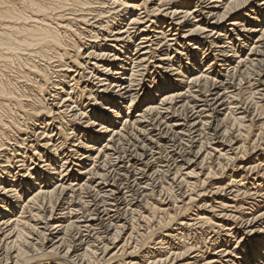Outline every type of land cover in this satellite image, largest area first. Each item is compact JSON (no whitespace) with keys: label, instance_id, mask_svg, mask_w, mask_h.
Returning a JSON list of instances; mask_svg holds the SVG:
<instances>
[{"label":"bare ground","instance_id":"6f19581e","mask_svg":"<svg viewBox=\"0 0 264 264\" xmlns=\"http://www.w3.org/2000/svg\"><path fill=\"white\" fill-rule=\"evenodd\" d=\"M256 1L0 0V264H89V254L95 253L96 245H102L104 255L109 244L105 242L104 235L113 230L115 242L122 233L126 234L130 224L127 213L133 214L132 208L137 207L147 195L150 179L144 174L148 175L152 170V177L163 168L170 171L168 166H153L155 156H159L162 148L169 149L170 161L176 168L171 176L178 185L185 178L191 181L198 176L193 171H181L200 158L201 166L205 160L215 157L213 153L218 155L217 160L227 159L235 165L240 161L229 153L240 151L242 146L230 147L224 153V149L218 150L219 143H215L218 138L215 137L223 127L221 138L230 134L226 127L228 120L241 127L250 116L247 106L233 103L238 96L235 86L248 84L250 96L255 98L259 95L262 98L260 102L264 100V81L257 79L252 82L243 76L249 68L264 72V25L248 29L242 24L245 20L254 21L253 24L263 23L264 0L257 1L258 4ZM249 9V16L228 24L231 30L220 25L227 16L248 12ZM210 20L213 21L210 23ZM185 28L188 29L183 31ZM238 31L239 34L257 35L249 48V56L245 58L239 56L242 45L235 48L236 42H246V36L236 34L234 39L231 37L232 32ZM136 38L134 46L132 43ZM185 45L192 48L190 56L187 55L192 67L199 66L196 52L202 47L205 58L208 55L213 57L208 65L202 66L203 71L184 70L181 63L176 67L168 51L172 48H184L186 51ZM153 61L159 68L171 72L173 77H181L182 81L164 78L153 84L150 93L144 97L143 109L130 117L128 111L141 98L136 92L143 90L144 78ZM220 63H225L226 75H222V69H216ZM180 82L185 84L183 88H180ZM160 92L164 93L160 95ZM158 95L160 103L156 105L153 100ZM97 102L101 108L106 106L107 111L103 108L105 114L92 109L91 103ZM123 109L128 111L120 118ZM224 111L229 117L217 120ZM81 120H86L85 127L82 123L77 124ZM118 121L121 122L119 126ZM95 127L99 129L92 130ZM33 136L35 140L30 141ZM101 136L103 144L96 148ZM58 140L61 145L71 142L69 147L73 149L67 153L72 157L81 153L80 167L90 157L87 155L96 151L92 168L78 169L77 174L85 177L75 176L65 158L60 171L54 173L59 180L50 185L54 175L49 173L56 169L52 157H48L44 150L54 151ZM32 147L33 154L46 169L43 174L34 169L25 177L22 171L30 168L27 169L24 152ZM44 157L47 160H41ZM257 167L244 169V166H238V170L255 173L259 170ZM263 171L261 175H254L250 184L256 189L264 190ZM131 173L134 178L141 176V182L134 179L131 180L134 184L129 183ZM214 176L211 169L208 170L201 184L210 183ZM234 176L230 175L229 182L223 186L224 182L214 183L210 185L213 186L211 191L198 192L194 198L189 196L186 202L184 195L179 196L177 202L187 204L189 210L173 221V217L170 219L177 228L166 231L160 239V244L167 245L168 250L161 251L158 247V255L149 258L153 259L149 264L236 263L228 250V239H224L220 249L210 257L199 255L198 250L183 240L186 231L194 227L225 231L224 236L235 239V244H244L247 238L250 244L246 248L241 246L244 248L243 260L237 263L257 264L260 261L259 264H264V211H253L260 208L258 202L237 204L242 186L247 188L243 181L250 178L242 174L236 181ZM26 193L29 194L27 201L18 205ZM207 194L211 195L212 204L217 205L220 211L211 215L213 220L205 216L203 208H206V203L196 207ZM190 204L191 208H197L196 212L193 211L195 214L192 210L190 212ZM46 206L50 208L49 215L41 220ZM227 208H231L230 213ZM209 209L210 213L216 210L214 206ZM166 210L160 209L161 213L168 214ZM244 210L248 212L244 214ZM240 211H243L241 216L236 217ZM230 218L235 223L236 220L241 221L239 229L233 226L230 229L231 225L228 229L226 225L218 224L222 219ZM241 228L248 231L245 233ZM132 230L134 232L135 229ZM131 232L126 239L132 238ZM31 235L36 237L32 238L33 244L26 240ZM175 238H179L178 247L170 244ZM49 243L50 246L46 247ZM29 245L33 249L39 246L38 255L29 256ZM124 245L120 249L123 260H115L118 255L113 254L103 262L147 264V261H142L144 257H137L136 245L133 244L135 248L130 247L128 252Z\"/></svg>","mask_w":264,"mask_h":264},{"label":"rangeland","instance_id":"374dc122","mask_svg":"<svg viewBox=\"0 0 264 264\" xmlns=\"http://www.w3.org/2000/svg\"><path fill=\"white\" fill-rule=\"evenodd\" d=\"M191 1V0H190ZM258 3H259V0H257ZM257 1L255 2L256 4ZM193 3L196 2V0H192ZM193 6V5H192ZM190 6V8L192 7ZM251 9L247 11H244V12H238L236 14H231L229 16H227L226 19H224L223 21L220 22V25L228 30H231L230 27L228 26V24L235 20V19H239V18H243L245 17L246 15L249 14V11ZM245 14V15H244ZM249 16V15H248ZM251 16V15H250ZM213 20H210L209 22L211 23ZM254 21H251V20H245L242 24L244 25L243 28H251V27H256L257 25H264V21L262 24L260 23H257V24H253ZM254 25V26H253ZM138 27V26H137ZM136 27V28H137ZM140 28V27H138ZM142 28V27H141ZM188 28H185L183 31L187 30ZM241 31V29H240ZM171 33V32H170ZM231 34V37H233L232 39H234V35L236 34H239V31L238 32H232ZM239 35H245L246 36V42L245 43H241V42H236V48L237 47H241L242 45V50L241 52L239 53V56H242V58H245V57H248L249 55V48L251 47L253 41L255 40V37L257 36L255 33L251 34V35H248L246 33H240ZM244 36V37H245ZM243 39V38H242ZM224 39H222L223 41ZM137 42V38L133 41V45L135 46ZM108 44H110L108 42ZM186 44V43H185ZM134 46H132V49L134 48ZM186 46V51H184V48H179V49H176V48H172V50H169L168 53H170V55H172V60L175 61L176 63V67H178V64H182V68L184 70H193L195 69V71H192V72H195V73H198L200 71H203V67L205 65H208L209 62H211L212 58L210 55H208V57L206 56L205 58V54L203 55V53L205 52L202 48L200 50H197L196 52V56H197V60L196 62L197 63H200L198 68L196 67H192V64L190 63L187 57L190 56V52L192 51L191 47H188L187 45ZM175 49V50H174ZM188 49V50H187ZM176 50H178V53L175 52ZM182 50V51H181ZM187 52V53H186ZM241 54V55H240ZM195 64V63H194ZM204 64V65H203ZM184 65V66H183ZM225 65L224 64H221L220 63V66L216 67V69L220 68V70L222 69L223 71L221 72L222 75H226L227 72L225 73V69H226V66H223ZM203 66V67H202ZM187 67V68H186ZM128 68H131V65L128 66ZM148 75L145 76L144 78V86H142V91L141 92H136L138 94H140L141 98H139L138 101H136L134 103V106H132L130 108V110H126V109H123L122 110V115H120V118L124 117L128 112H130V117L131 116H134L136 114L137 111L143 109V106L146 102L143 103V101H145L144 97L147 96L148 93H150L152 87H154V85L161 79H164V78H170V79H176L179 81H182L181 77H173V74L171 72H167V70H165L163 67L159 68V66L157 64L154 63V61L150 64V67H148ZM157 69V70H156ZM255 69V68H254ZM252 68H249L248 70H246V72L244 73L243 76H245V78H248L250 79V81H255V80H260L262 79V81H264V72H259V70L257 71L254 70ZM250 70V71H249ZM154 72V73H153ZM191 72L188 73V75H190ZM250 73V74H249ZM260 75V76H259ZM157 78V79H156ZM160 78V79H159ZM257 80V81H258ZM154 84V85H153ZM181 87L180 88H183L184 87V83H181ZM153 85V86H152ZM183 85V86H182ZM21 86V85H20ZM247 86V87H246ZM19 88V86H18ZM20 89V88H19ZM235 89L236 92L235 94H238L237 98L235 101H233V103H241L242 105L244 106H247L250 110V116L249 118H247L246 122L243 123L244 126H239L238 124H234L232 123V121L228 120L227 124H226V127H227V130L230 131V134L221 138V131L224 130V127H223V130H221L218 135L215 137V138H218L217 141L215 143H219V149L218 150H222L224 149V153H227L226 151H228V149H230V147L232 149L234 148H237L239 146H242L241 150L238 151V152H234V153H229L230 156H236L239 158L240 161H238L235 165V163L233 162H230V161H227V159H223V158H220L217 160V154L216 153H213V155L215 154V157H211V159H207L205 160V162L202 164L203 166H201V158L198 159L197 161H193L189 166H185L184 167V170L181 171L182 173H188V172H194L195 174H198V178H191V181H190V178H185L184 181L181 182L180 185H178V181L176 183V181L173 182L172 180V176H171V173L173 174V172H175V166L171 163L170 161V154H169V149H163L162 150L160 149V153H159V156H155L156 160L153 162L155 166L156 164H159L161 167H165V166H168V172H166L167 168H163L162 170H160V172L156 173V174H153L152 177L151 176V171L150 173H148V175L144 174L148 179H150L148 181L149 183V187H148V190H147V195L145 198L142 199V201L139 203V205L135 208H132L133 209V214L132 212H128L127 215H126V218L128 219V229L125 230L127 233H122L121 236L118 237L117 240H115V242L113 241V235L112 233L114 232L113 230L108 234V235H104V239H107L105 240V242L108 244V252H106L104 255L102 253V245H96L97 247L93 249V251H95L94 255L92 254H89V260H88V263L89 264H105V262L103 261H107L110 259V257L113 255V254H117L118 257L115 259V260H119V259H122L123 257H121V247H125V250H127V252L129 251V248L133 247L134 245H136L137 248H135V246L133 248H135L136 250V254L137 257L141 259V257H144V258H153L155 257V255H158V252H159V248L161 251H163V249H167V245H164L162 246L160 244V239L162 238V235H164L166 233V231L168 230H172L173 228H177V226L175 225V222H172L174 220V218L176 217H179V214L180 216H183L185 215V213H187V211L189 210V206L186 204V205H183V203H179L177 202V200L179 199V196H183V198H185V201H188V197L189 196H192L194 198V195L198 194V192H203V190H206V191H211L210 189L213 187V186H210L214 183H223V185H225V183H228L229 181L227 179H229L228 177L230 175H235L234 178L236 179V181H239L241 178L240 176L242 174L246 175L245 177L250 178L249 180H246V181H243L245 187L247 185V188L244 189V186L243 189L240 191L239 193V197L237 198V204H242V203H251V204H255V202H258L260 203V208H257V209H254L253 211L257 212V213H261L264 211V190L260 189V188H255V186H251L250 184L253 183L252 182V179L255 177L254 175L258 174L261 175L262 174V171L264 169V100L262 102L261 101V96L259 95H256L255 98L254 97H251L250 96V91L247 90L248 89V84L247 85H240L239 86H235ZM240 89V90H239ZM113 91V90H112ZM109 92H111V90H109ZM146 93V94H145ZM164 93V92H162ZM160 92V95L162 94ZM263 94V92H260ZM158 95L156 97V99L154 98L153 102L158 105L160 103V100L159 99V96ZM136 96V95H135ZM49 104H51L52 102L49 101L48 102ZM256 103V104H254ZM99 104V106L97 105ZM92 105V109L95 110V111H99L101 110V112H103V108L104 110L106 109L107 111V108L106 106H102L103 108H101V105L99 102L97 103H91ZM225 108V107H224ZM223 108V109H224ZM222 109V108H221ZM87 112L90 111V108L89 109H86ZM104 113V112H103ZM89 114V113H88ZM105 114V113H104ZM228 112L224 111V112H221L218 117H217V120H224L225 118H228ZM86 122V120H81L80 122H78L77 124H81L83 127H85L84 123ZM118 123H121L120 121L117 122V125L119 126ZM232 123V124H231ZM231 125V126H230ZM33 127V128H32ZM31 128L34 129V131L36 130V128L34 126H32ZM231 128V129H230ZM239 128V129H238ZM99 128L98 127H95L93 128L92 130L96 131L98 130ZM230 129V130H229ZM41 131V130H40ZM36 133L37 130L35 131ZM87 132H89L87 130ZM123 133V132H122ZM96 134V133H95ZM38 135V134H37ZM41 135V134H39ZM38 135V136H39ZM97 135V134H96ZM103 136L100 137V143H98V145H96V148L101 146L103 144V141H104V138ZM35 138L34 136L30 138V141H34ZM230 142H229V141ZM221 141V142H220ZM137 142V141H135ZM140 142V141H138ZM233 142V143H232ZM56 143H59L56 145ZM55 143L56 147H55V150H57L56 152H58L57 154H55V150L51 151L50 150H44L46 152V155H48V157H52L51 160L54 161L53 163V166L55 167L56 170H52L50 171L49 174H52V176L54 175V180L53 182L50 184L52 185L53 183H55L56 181H58V176H56L54 173L55 171L56 172H59L60 169H61V164L63 163L62 162V159H65L67 158L68 161H69V166L73 172V174H75V176L79 175L77 174L79 170H81L82 168L84 167H88L89 169L92 168V159L93 157L95 156L96 154V151L92 152V153H89L87 156H90L87 160H85L84 162V165L83 166H78V162L79 160H81V153L80 155H76L75 157H72V155H69V153H67L68 150L70 149H73V148H70L69 146H71V142H67L66 144H60L61 141L58 140L57 142ZM205 143V142H204ZM236 143V145L234 144ZM34 146H35V143H33ZM222 146H221V145ZM224 145V146H223ZM62 146V147H61ZM125 146V145H124ZM214 146V145H213ZM121 147V146H120ZM57 148V149H56ZM60 148V149H58ZM127 148V146H126ZM227 149V150H226ZM29 150V151H27ZM25 149V156H26V164H27V169L30 168V170L28 169L24 171H22V175H25V177H27L34 169V171H38V173H41L43 174V171L46 169L45 167H43V162H40V160H38L37 156H35L33 153H34V147H32L31 149ZM31 150V151H30ZM165 151V152H164ZM44 152V153H45ZM54 152V153H53ZM241 152V153H240ZM28 153V154H27ZM34 155V156H33ZM64 155V156H63ZM67 155V156H66ZM204 155V154H203ZM202 155V157H203ZM31 156V157H30ZM33 156V157H32ZM57 156V157H56ZM54 158V159H53ZM60 158V159H59ZM76 158V159H75ZM154 158V159H155ZM258 158L260 159L258 161ZM59 159V160H58ZM263 159V160H262ZM41 160L45 161L47 160L46 157L42 158ZM57 160V161H56ZM73 161V162H72ZM159 161V162H158ZM180 159L178 160V163L180 164ZM162 162V163H161ZM209 162V163H208ZM57 163V164H56ZM165 163V164H164ZM182 163V162H181ZM163 164V165H162ZM218 164V165H217ZM88 165V166H87ZM139 165V164H138ZM229 165V166H228ZM30 166V167H29ZM68 166V164H67ZM220 166V167H219ZM224 166V167H223ZM238 166H244V169H246L248 166H258L257 169L259 168V170H256L255 173L252 172V173H248V170H245L244 172L242 170H238ZM80 167V168H79ZM127 167V165H126ZM223 168V169H222ZM65 169V168H64ZM79 169V170H78ZM215 174L214 176V180H211L210 183L208 184H201V180H203L205 178V174L208 172V170H210ZM225 169V170H224ZM232 170L234 171V173H231ZM132 171V170H131ZM215 171V172H214ZM14 172V171H12ZM76 172V173H75ZM243 172L241 175L240 173ZM264 172V171H263ZM27 174V175H26ZM124 174V173H123ZM162 174V175H161ZM203 174V175H202ZM114 175V174H113ZM201 175V176H200ZM240 175V176H238ZM17 176V175H15ZM81 176V178L85 177L84 175H79ZM116 176V175H115ZM129 176H131V178L129 179V183H133V181L131 180H134V179H141L142 177L137 175L135 178L133 177L134 174L131 173V175L129 174ZM227 176V177H226ZM57 177V178H56ZM140 177V178H139ZM118 177H115V179H117ZM121 178V177H119ZM85 179V178H84ZM196 179V180H195ZM72 180V179H71ZM70 180V181H71ZM189 180V181H188ZM198 180V182H197ZM188 181V182H187ZM205 181V179L203 180ZM248 181V182H247ZM139 182H141V180H139ZM128 183V184H129ZM198 183V184H197ZM161 184V185H160ZM177 184V185H176ZM197 184V185H196ZM189 185V187H188ZM194 185L196 187H194ZM199 185V186H198ZM202 185V186H201ZM207 185V186H206ZM164 188H163V187ZM162 187V188H161ZM179 187V188H178ZM160 189V190H159ZM167 189V190H166ZM169 189V190H168ZM178 189V190H177ZM194 189V190H193ZM199 189V190H198ZM249 189V190H248ZM163 192H160L162 191ZM248 190V191H247ZM169 191V192H168ZM186 191V192H185ZM253 193H252V192ZM165 192V193H164ZM194 194H193V193ZM251 192V193H250ZM31 193V191L29 192V194ZM170 193V194H169ZM228 193V191H227ZM28 193L25 194L24 196V199H21V202L18 204V205H22V202H26L27 201V198L29 197V194L27 195ZM175 194V195H174ZM248 196H247V195ZM250 194V195H249ZM188 195V196H187ZM208 196H206L205 198H201V201H205V202H195L197 203L196 204V207H200L202 206L204 203H206V208H203L204 213H206L205 216L207 217H211V215H213L214 213L215 214H219L220 211H218V208H217V205L215 206V204H212L211 202V198H209L211 195L207 194ZM254 196V197H253ZM260 196V197H258ZM229 198L231 196H228ZM254 199V200H252ZM11 200V199H10ZM180 200V199H179ZM145 203H144V202ZM252 201V202H251ZM23 202V203H24ZM254 202V203H253ZM194 203V204H195ZM180 205V206H179ZM205 205V204H204ZM263 205V206H262ZM176 206V207H175ZM179 206V207H178ZM184 206V207H183ZM186 206V207H185ZM215 207L216 210H213L211 213L209 212L210 211V207ZM157 207V208H156ZM178 207V208H177ZM246 207V208H245ZM137 208V209H136ZM139 208V209H138ZM159 208V209H158ZM169 208V209H168ZM180 208V209H179ZM185 208V209H183ZM243 208L245 209H248V207L246 205H243ZM47 209V210H46ZM46 209L44 210V213L41 214V217H44V218H41L42 219H45L48 217L49 215V207L46 206ZM135 209V210H134ZM160 209H167V213L169 211L168 214L166 213H161ZM174 209L176 211H174ZM187 209V210H186ZM228 210V213H230L229 211H231V208H227ZM172 210V211H171ZM192 210V214L197 211V208L195 207H192L191 208V204H190V212ZM195 210V212H193ZM258 210V211H257ZM48 213H47V212ZM160 211V212H159ZM186 211V212H185ZM244 214L248 212V210H244ZM175 212V213H174ZM183 212V213H182ZM241 212L243 211H240V212H237L236 213V217L238 216H241ZM139 213V214H138ZM160 213V214H159ZM171 213V214H170ZM203 212H201L202 214ZM240 213V214H239ZM57 214V212H56ZM154 214V215H153ZM164 214V216H163ZM174 214V216H173ZM177 214V215H176ZM183 214V215H182ZM243 214V215H244ZM45 215V216H44ZM167 215V216H166ZM172 215V216H171ZM246 216V215H244ZM55 218H57V216H54ZM173 217V219H171ZM212 220H213V217H211ZM168 219L170 221H168ZM149 220V221H148ZM215 220V219H214ZM45 221V220H43ZM153 221V222H152ZM160 221L161 224H160ZM221 221V220H220ZM238 220H236V223H235V220L233 219H222V222L221 223H218V224H224L226 225L225 228H228V226H230V229L233 227H240V220L237 222ZM244 221V220H242ZM150 222V223H149ZM159 222V223H158ZM164 222H166V225H164ZM169 222V223H168ZM173 224H172V223ZM212 222H216V221H212ZM133 223V224H132ZM171 223V224H170ZM228 223V224H227ZM148 225V226H147ZM162 225V226H161ZM169 225V226H167ZM238 225V226H237ZM244 225V224H243ZM134 228H133V227ZM153 226V227H152ZM132 227V228H131ZM136 227V228H135ZM141 227V228H140ZM145 227V228H144ZM164 227V228H163ZM167 227H170L167 228ZM243 227V226H242ZM264 227V226H263ZM152 228V229H151ZM197 227H194L193 229H190L189 231L187 230L186 231V235L184 237V241L190 245V247H193L194 250H198L199 252V255L201 254H204V257H210V255H212L213 253H215V251L217 252L220 248L219 246L221 245V242L224 240V239H228V241H230L227 245V247L229 248L228 250L232 253L233 256H231L232 260H234V262H236L235 264H238L241 260H243V255H244V248H246L247 246H249L250 242L246 241V239H244V244H240L239 242L235 244V239H231V238H228V237H225L224 235H226L225 231H223V233L221 231H216L217 229L214 230H210V229H205V227L203 228H198V229H195ZM132 229H135L134 232ZM164 229V230H163ZM247 228H241V230H244V232L246 233L248 231L245 230ZM198 232H197V231ZM255 230V229H254ZM132 231V232H131ZM207 231V232H206ZM234 231V229H233ZM264 231V230H263ZM130 232L132 233L130 235V237H132L131 239H126V237L128 236V234H130ZM148 232V233H147ZM195 232V233H194ZM134 233V234H133ZM140 236H138L137 234ZM162 233V234H161ZM179 233V232H177ZM206 233V234H205ZM209 233V234H208ZM142 234V236H141ZM144 235V236H143ZM112 236V237H111ZM219 236V237H218ZM264 236V235H263ZM262 236V237H263ZM60 237V236H59ZM146 237V238H145ZM209 237V238H208ZM218 237V238H216ZM36 238V237H33L32 235L27 238V242L33 244V240ZM111 238V239H110ZM120 238V239H119ZM128 238V237H127ZM112 240L114 243H112V241H109V240ZM215 239V240H214ZM217 239V240H216ZM131 240V242H130ZM133 240V242H132ZM162 240V239H161ZM212 240V241H210ZM214 240V241H213ZM234 240V241H233ZM253 239L249 240V241H252ZM55 241V240H54ZM125 241V242H124ZM141 241V242H140ZM178 241V242H176ZM216 241V242H215ZM174 242V244H173ZM67 243V241H66ZM159 243V245H158ZM176 243V244H175ZM179 238H175L174 240L170 241V244L174 247H178V244H179ZM214 243V244H213ZM219 245H218V244ZM51 243L47 244L46 247H49ZM96 244V243H95ZM94 244V245H95ZM134 244V245H133ZM212 244V245H211ZM68 245V243H67ZM128 245V246H127ZM194 245V246H193ZM197 245V246H196ZM201 245V246H200ZM205 245V246H204ZM30 246V245H29ZM143 246V247H142ZM150 246V247H149ZM244 247L243 249H241L242 247ZM38 247L39 246H36V248L33 249V246H30L29 247V256H36L38 255L39 253V250H38ZM66 247V245H65ZM159 247V248H158ZM139 248V249H138ZM196 248V249H195ZM219 248V249H218ZM37 251H36V250ZM155 249V250H154ZM99 250V251H98ZM141 252H140V251ZM157 250V251H156ZM214 250V251H213ZM145 251V252H144ZM150 251V252H149ZM139 252V253H138ZM108 253V254H107ZM234 253V254H233ZM143 254V256H142ZM150 254V255H149ZM92 255V256H91ZM98 255V256H97ZM116 255V256H117ZM120 255V256H119ZM95 256V257H93ZM92 257V258H91ZM102 257V258H100ZM94 258V259H93ZM96 258V259H95ZM142 258L143 260L142 261H147L146 263L149 264L150 262L153 261V259H144ZM263 258V257H262ZM100 259V260H98ZM241 259V260H240ZM94 260V261H93ZM96 260V261H95ZM123 260V259H122ZM90 261V262H89ZM258 261V260H257ZM128 262V260L126 261ZM238 262V263H237ZM260 262V261H259ZM259 262L257 264H259ZM117 264V262H115ZM106 264H109L108 262Z\"/></svg>","mask_w":264,"mask_h":264}]
</instances>
